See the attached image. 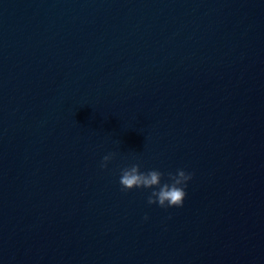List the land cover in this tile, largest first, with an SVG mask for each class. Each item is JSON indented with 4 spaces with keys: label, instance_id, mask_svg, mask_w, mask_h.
I'll list each match as a JSON object with an SVG mask.
<instances>
[{
    "label": "water",
    "instance_id": "obj_1",
    "mask_svg": "<svg viewBox=\"0 0 264 264\" xmlns=\"http://www.w3.org/2000/svg\"><path fill=\"white\" fill-rule=\"evenodd\" d=\"M0 264H264V0H0Z\"/></svg>",
    "mask_w": 264,
    "mask_h": 264
},
{
    "label": "clouds",
    "instance_id": "obj_2",
    "mask_svg": "<svg viewBox=\"0 0 264 264\" xmlns=\"http://www.w3.org/2000/svg\"><path fill=\"white\" fill-rule=\"evenodd\" d=\"M114 157L115 153L105 155L100 168L106 169ZM164 175L156 169L143 172L140 163H132L120 170L119 184L125 192L138 188L151 189L147 198L149 205L157 204L161 208L182 207L187 195L185 189L192 179V174L177 169L175 173L167 174V180H164ZM144 219L147 220L148 217L145 216Z\"/></svg>",
    "mask_w": 264,
    "mask_h": 264
}]
</instances>
